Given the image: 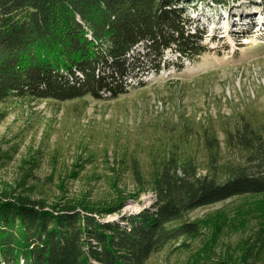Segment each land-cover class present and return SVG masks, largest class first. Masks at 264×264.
<instances>
[{"label":"trees","instance_id":"1","mask_svg":"<svg viewBox=\"0 0 264 264\" xmlns=\"http://www.w3.org/2000/svg\"><path fill=\"white\" fill-rule=\"evenodd\" d=\"M208 1L226 8L239 0H0V102L117 99L131 80L144 84L128 78L144 66L128 59L134 50L155 73L166 50L179 61L206 51L202 35L190 32L186 9ZM169 121L154 128L148 183L131 158L136 195L153 194L136 213L109 220L122 201L106 208L64 199L47 205L18 184L0 186V264H147L168 243L198 235V224L181 220L185 213L264 194V110ZM241 258L200 264L252 261Z\"/></svg>","mask_w":264,"mask_h":264},{"label":"rangeland","instance_id":"2","mask_svg":"<svg viewBox=\"0 0 264 264\" xmlns=\"http://www.w3.org/2000/svg\"><path fill=\"white\" fill-rule=\"evenodd\" d=\"M186 13L191 34L202 35L206 51L179 61L166 50V63L155 73L142 51L134 50L128 59L144 66L128 78L144 84L131 80L128 93L117 99L0 102V186L18 184L47 205L64 199L106 208L122 201L105 216L116 219L153 201L152 192L136 195L130 163L136 158L148 183L157 125L180 114L215 118L245 108L264 110V0L259 5L234 1L226 8L192 3ZM222 136L219 132L223 145ZM181 220L198 224V235L168 243L147 264H200L225 257L264 264V194L199 207Z\"/></svg>","mask_w":264,"mask_h":264},{"label":"built area","instance_id":"3","mask_svg":"<svg viewBox=\"0 0 264 264\" xmlns=\"http://www.w3.org/2000/svg\"><path fill=\"white\" fill-rule=\"evenodd\" d=\"M151 75H156V74L152 73ZM145 81H146V80H145Z\"/></svg>","mask_w":264,"mask_h":264}]
</instances>
